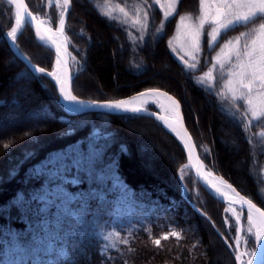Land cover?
<instances>
[{
  "label": "trees",
  "instance_id": "16d2710c",
  "mask_svg": "<svg viewBox=\"0 0 264 264\" xmlns=\"http://www.w3.org/2000/svg\"><path fill=\"white\" fill-rule=\"evenodd\" d=\"M25 2L35 12L34 3ZM100 3L71 0L66 20L87 40L79 88L96 102L167 92L180 102L194 141L211 151L203 155L207 168L264 210V120L241 127L234 103L168 61L155 36L136 58L159 72L131 69L119 47L127 51L128 42L98 13ZM4 12L0 4V115L23 117V123L0 133V264H235L215 232L223 235L217 206L195 203L202 217L188 204L191 198L180 196V144L150 119L65 113L51 82L33 74L7 44ZM30 36L25 27L17 39L18 52L28 58L29 47L43 49ZM158 50L163 56L156 58ZM149 143L158 144L168 167ZM124 239L128 243H120Z\"/></svg>",
  "mask_w": 264,
  "mask_h": 264
},
{
  "label": "snow or ice",
  "instance_id": "6c2138e0",
  "mask_svg": "<svg viewBox=\"0 0 264 264\" xmlns=\"http://www.w3.org/2000/svg\"><path fill=\"white\" fill-rule=\"evenodd\" d=\"M154 2L158 3L159 0H154ZM174 2L179 3V0H174ZM7 3L9 6L16 5L17 7L15 26H11L10 31L6 33V35L11 38L12 42L15 43L18 30L23 24H30L35 17L32 12L27 11L24 0H7ZM70 3L71 0H64V7L59 15L61 33L64 32L65 14L68 12ZM205 3L206 0H199L201 14L194 18L192 27L186 31L184 35V44L190 50L185 52V56H188L191 63L185 60L184 56H181L180 59L185 63L187 68L195 70L199 64L198 57L203 55L204 51L202 47V38H206L204 42H206L209 52L219 48V52H217L214 57H211V60L205 56V64L215 61V63H212V67L205 76L208 79H212L213 70L218 69L221 79H223L225 75L228 77L227 84L231 92L230 99L232 101H240L238 104L234 103L233 107L239 113V118L242 121L241 127L247 130V127H250L253 121L264 120V107H257L254 103V98L256 97L264 99V0H212L207 10L204 9ZM144 4L145 11L141 18L143 22L140 23L141 34L138 37L140 43H142L145 36L149 34L147 21L149 20V10L152 6L149 4V0H144ZM8 11L11 12V7H9ZM120 11L124 12V9L121 8ZM172 15H178V13H176L175 10L171 13H164L161 27L157 28L156 32L163 31L169 16ZM184 20L185 17L183 15L179 16L180 23H183ZM54 22L55 21H53V23ZM237 28H243L244 31H240L237 36L230 37L226 40L224 39V37L228 36L230 31L236 30ZM37 35H39V31H37ZM40 39L43 40L44 37L40 36ZM172 50L175 51V49ZM56 55L57 64H60L59 44L56 46ZM72 59L75 60V57ZM33 71L45 74V69L43 67L37 68L33 66ZM46 75L54 78L56 85H59V98H62L70 105H82L85 103V101L78 99L77 95H73L71 91L66 90L65 81L57 77L55 72H47ZM200 82L203 83V79H201ZM73 83L75 84V79ZM75 86L79 87V85ZM139 95L142 97H166L170 102L169 107H165L163 104L159 103L158 99H154L153 103L156 104L157 108L169 113V116L157 115L156 112H149L147 108L143 107H129L128 101L125 100L110 101L99 106L137 114L144 112L162 121L179 137L180 134L173 125L175 123H180L181 126H183L180 102L168 96L167 93H161L158 90H149ZM133 99H135V97ZM90 103L95 102L93 101ZM144 103H147V101H144ZM25 135H27V133ZM185 135H187L186 132ZM4 147L7 149L9 145L5 144ZM195 147L196 145L190 146L187 143L184 144V148L188 149L189 159H191L192 150ZM121 150L126 151V148L122 146ZM210 154V150H205V156ZM185 167H187V165H185ZM181 172H183V169H181ZM211 174L212 173L209 172V175ZM181 179H184L183 175H181ZM221 183L226 182L221 181ZM227 188L231 189L235 196L239 197L242 208L244 205L247 206L245 219L247 220L248 227L244 229L247 235L243 240V244H249L247 236L253 237L252 243L255 245V248H259L261 252L260 264H264V211L257 207L251 199L240 196V193L237 192L231 184H227ZM216 191L220 192V189L216 188ZM236 224H239V218ZM237 231H240V229L237 228ZM116 235L118 236L119 233L117 232ZM173 235H176V233H173ZM105 239L107 240L108 237L105 236ZM165 239H167V236H165ZM120 243L126 244L128 240H121ZM160 243L161 241L159 239L155 240L156 245H160ZM225 243L228 244L227 238L225 239ZM241 243V239L237 237L234 244H229V247H235L237 249L235 260L239 261V264H253L252 259H244V257L256 256L255 249L248 250V248H246L244 252H239L238 249Z\"/></svg>",
  "mask_w": 264,
  "mask_h": 264
},
{
  "label": "rangeland",
  "instance_id": "374dc122",
  "mask_svg": "<svg viewBox=\"0 0 264 264\" xmlns=\"http://www.w3.org/2000/svg\"><path fill=\"white\" fill-rule=\"evenodd\" d=\"M26 1V0H25ZM35 5V12L32 11L34 14H36L40 19L44 20L46 24H48L52 29H57L59 27V15L61 13L62 8L64 7V0H31ZM101 3L97 5L98 13L101 16L106 17L109 21L113 22L114 26L117 27L119 30L123 32L124 40L128 42L127 44V51L125 50L124 46L119 43L120 50L122 52H125L126 57L131 60L128 64L131 65L130 68L138 70L140 69L141 72L144 71L143 69H149L152 73H158V67L157 65H153L150 69L149 61L148 63L141 62L138 57L136 58V53L139 49L143 50V48L150 47L151 49V43L147 44V38L155 36L156 38H159V44L157 45V48L159 49L160 46H162L163 51L165 53V57L168 61L176 60L179 62V70L181 72L188 73L193 77V80L195 83L200 86L201 88H204L206 90L214 91L216 89L220 90L221 95L230 100L231 102L238 104L240 101H232L230 99L231 92L229 91V86L227 84L228 77L225 75L223 79L220 77V73L217 70H213L212 72V79H208L205 74L209 71V69L212 67V63H215V61H212L211 63L205 64V56H207L210 60L211 57H214L217 52H219V48H216L215 51L209 52L207 49V44L204 42L206 38H202V47H203V55L198 57L199 64L197 69L193 70L190 68H187L185 66V63L181 61L180 57L184 56L185 60H188L189 63L191 61L188 59V56H185V52L190 51L187 46L184 44V35L186 31H188L193 24V20L197 15L201 14V6L199 4V0H179V3L174 2V0H159L158 3H155L154 0H149V4H151V8L149 10V20L147 21L149 26V34L145 36V39L142 43L138 41V37L141 34L140 33V23L143 21L141 20L143 13L145 11V4L144 0H100ZM212 3V0H206V3L204 5V9L207 10L209 8V5ZM5 8L8 14L4 12L5 19L4 24L7 25V32L10 31V27L14 26L15 16L14 11L11 9V12L8 11L9 7L5 5L4 3L0 2ZM28 6V5H27ZM71 8V3L68 6ZM70 8L68 10V13L70 11ZM123 8L124 12H121L120 9ZM175 10L178 15H172L169 16L167 23L164 25L163 31L156 32V29L161 27V22L164 19V13L165 12H173ZM68 13L65 14V24H64V34L66 37V52L69 54V68L71 72V76L73 77V81L75 77H77L76 83L73 82V88L75 95H77L78 99H81L87 103L93 102L92 99L96 98L95 94L88 91V89H83L76 87L75 85H79L80 80L84 76V69L86 68L85 65V54L86 50L83 47H86V44L84 45V39L85 37L81 33V31L73 30V27L71 25H66V20L68 17ZM183 15L185 17V20L183 23H180L179 16ZM53 21H55L53 23ZM27 29H29L30 34L33 38V41L37 44V40L34 37L33 30L27 25ZM240 31H244L243 28H237L236 30L230 31L228 33V36L224 37V39H228L233 36L239 35ZM6 32V33H7ZM7 36V35H6ZM30 36V37H31ZM29 35L26 34L22 39V45L27 46V39ZM85 41H87L85 39ZM171 42V44H170ZM147 45V46H146ZM41 46V45H39ZM43 47V46H41ZM16 48H17V41H16ZM45 49V50H44ZM172 49H175L173 51ZM46 51H49L47 48L43 47L42 50L36 49L34 46L29 47L30 57L33 60H36L38 63L43 64L47 66L50 70L46 72H51L53 64H54V57L53 55L48 54ZM50 52V51H49ZM51 53V52H50ZM22 55V54H21ZM156 58L162 57L163 54L156 52ZM24 56V55H23ZM29 62L28 57L24 56ZM75 57V60L72 58ZM32 63V62H31ZM33 64V63H32ZM36 66V65H35ZM151 66V64H150ZM45 77V76H44ZM46 78V77H45ZM201 79H203V83H201ZM49 80V79H48ZM50 81V80H49ZM51 82V81H50ZM52 84V83H51ZM234 87V85H233ZM53 90L55 92V89L53 87ZM182 90V89H181ZM161 91V90H160ZM143 92V91H142ZM162 92V91H161ZM164 92V91H163ZM140 93V92H139ZM167 93V92H164ZM57 94V93H56ZM138 94V93H137ZM168 94V93H167ZM83 95V96H82ZM89 95L91 97H89ZM136 95V94H134ZM132 95V96H134ZM170 95V94H169ZM82 97V98H81ZM85 97V99H83ZM99 97V96H98ZM131 97V96H130ZM173 97V96H172ZM115 100L114 98H110L109 100L105 101H112ZM176 100V99H175ZM178 101V100H177ZM58 102V98H57ZM96 102V101H94ZM97 102H103V101H97ZM254 103L257 107H264V99L260 97L254 98ZM59 105V104H58ZM62 109L63 107L59 105ZM190 109L193 110H199V106L195 108L193 105L189 106ZM64 111V110H63ZM87 114V113H84ZM82 115V114H79ZM78 116V115H77ZM183 116V113H182ZM5 118L4 116L0 115V133L2 131H6V129L10 125H20V123H23V117L19 118ZM183 120L185 122L184 116ZM25 121V120H24ZM154 122V121H153ZM158 126H160L157 122H155ZM192 124L193 132H194V124ZM186 125V124H185ZM161 127V126H160ZM162 128V127H161ZM189 131V130H188ZM139 133L140 136L143 137V133ZM190 133V132H189ZM191 134V133H190ZM198 140H200L198 138ZM195 142V141H194ZM196 147L198 149V152L201 156V158L204 160L203 155H205V150H208L206 145H201V143L195 142ZM150 146H152L155 151L157 152L155 155L158 156L157 159L165 161V156L160 148H158V144H152L149 143ZM156 156V157H157ZM164 157V158H163ZM178 157V156H177ZM182 164L180 163V159L178 157V161L175 163L176 168V181L179 185L180 189V196L184 197L187 201L188 198H191L194 202L188 201V204H192L196 207V209L200 212L198 213L201 215V209L197 206H206L207 202H210L217 206L218 210H215L217 215H219L220 223H221V229L223 231L224 238L228 239V244H226L224 241V245L229 250L230 254L233 256V259L235 261V264H238L239 262L235 260V256L237 254V249L235 247H229V244H234L235 239L237 238V225L235 221L224 211V208L217 205L213 201L209 200L204 192L201 190L199 185L196 183V180L193 176L192 171L188 170L185 175L183 176L184 179L180 180L179 173L181 169H184L185 164L187 162L186 156L183 159L181 157ZM168 163V162H167ZM164 162V164L168 167V164ZM174 165V164H173ZM206 165V164H205ZM208 169V168H207ZM210 170V169H209ZM212 171V170H210ZM213 172V171H212ZM215 174V172H213ZM217 176V175H216ZM220 177V176H219ZM222 178V177H220ZM223 179V178H222ZM224 180V179H223ZM184 189V193H183ZM184 195V196H183ZM197 205H196V204ZM192 208V207H191ZM193 209V208H192ZM194 210V209H193ZM248 227L246 219L243 221V230H242V236H241V245L239 246L238 251L244 252L246 248L248 250L255 249V245L252 243V240L254 239L251 236H247V239L249 240V244L245 245L243 244V240L246 237V232L244 229ZM170 235H173V233H169ZM168 236V235H165ZM163 236V238H165ZM174 237H177L176 235H173ZM250 257H248L249 259ZM222 264H225L223 260H220Z\"/></svg>",
  "mask_w": 264,
  "mask_h": 264
},
{
  "label": "water",
  "instance_id": "95a60500",
  "mask_svg": "<svg viewBox=\"0 0 264 264\" xmlns=\"http://www.w3.org/2000/svg\"><path fill=\"white\" fill-rule=\"evenodd\" d=\"M0 2L4 3L5 5H7L8 7H11V9L15 12L17 11V7L16 5H11L9 6L8 3H7V0H0ZM24 4L25 6L27 7V11L29 12H32L27 4L25 3L24 1ZM70 7H68V10H69ZM68 13V12H67ZM66 13V14H67ZM33 16L35 17L34 20L31 21L30 24H27L25 23L21 29V31L17 34V38L20 36V34L23 32L24 28L26 25H28L34 32V36L35 38L37 37V31H39V33L41 34V36L44 37V41L43 42H39V40L36 38L38 44H40L41 46L47 48L51 54L53 55L54 57V60L57 58V55H56V44L54 43V39L52 38L51 34L44 28V26L42 25V20L32 12ZM6 42L7 44L9 45V47L11 48V50L16 54V56L22 60V62L26 65V67L31 71L33 72L34 74H40V73H37V72H34L33 71V66H35L34 64H32L31 62H29L28 60H26L16 49V42L13 43L12 41H10V38L8 36H6ZM66 49V47H65ZM67 50V49H66ZM66 52V51H65ZM37 67V66H35ZM38 68V67H37ZM51 72H54V65L52 67V70ZM46 71H45V74H42L44 75L46 78H48L55 90H56V93L58 95V103L63 107V110L71 115V116H77L79 114H84V113H99V114H108V115H117V116H125V117H139V118H146V119H150V120H153L154 122H157L158 124H160L163 129L168 132L171 136H173L177 141L178 143L182 146L184 152H185V155H186V160L187 162L189 161V158H188V149H185L184 148V144L177 138L175 137L171 132H169L164 126H163V122L156 119V117L154 116H149L147 115L146 113L144 112H141V113H132V112H125V111H122V110H117V109H112V108H108V107H102V106H99V105H102L104 103H107V102H110V101H103V102H95V103H88V106L86 107H81V108H77L75 105H70L68 104L67 102H65L62 98H59V86L56 85V82H55V79L52 78V77H48L46 75ZM65 75H66V81H67V86H68V89L69 91L72 92L73 95H75V92H74V88H73V77L71 76V72H70V68H69V65H65ZM149 90L147 91H144L142 93H146L148 92ZM159 91V90H158ZM161 92V91H159ZM161 93H164V92H161ZM168 96H170L169 94H167ZM172 97V96H171ZM175 99V98H174ZM119 100H129L128 98L126 99H119ZM112 101H118V100H112ZM130 107V106H129ZM148 109V108H147ZM182 109L180 108V112H181V115H182ZM149 112H156L157 115H160V116H168L167 114H164L162 112H160L155 106H154V109H148ZM183 117V116H182ZM171 119V117H170ZM181 130V133H182V136H183V141L184 143H187L189 144L190 146L191 145H196L191 134L189 133L186 125H185V122L183 120V126H181L180 123H175ZM185 132L187 133V135H185ZM191 158H192V161H193V167L194 169L192 170V173H193V176L196 180V183L199 185V187L201 188V190L204 192V194L206 195V197L213 201L214 203H216L217 205L223 207L224 209L226 207H231V208H235L237 210H241V211H246L247 210V206L244 205L243 208L241 207V201L239 200V197L235 196V194L232 192V195L231 196H228V197H223V196H220V195H216L214 194L213 192H211L209 186L207 185L206 181L203 179L202 175H201V172L200 170L203 169V168H206V165L205 163L203 162V159L201 158L199 152H198V149L197 147H195L193 150H192V155H191ZM203 165V166H201ZM198 169H199V174H198ZM222 179V178H221ZM223 180V179H222ZM224 181V180H223ZM226 182V181H224ZM226 184H229L228 182H226ZM184 196V195H183ZM240 196H243L242 194H240ZM245 197V196H244ZM246 199H248L247 197H245ZM234 201V202H232ZM254 203V202H253ZM255 204V203H254ZM190 206L195 210L197 211L198 213H200L196 207L192 204H190ZM257 206V205H256ZM259 207V206H257ZM260 208V207H259ZM261 209V208H260ZM262 210V209H261ZM264 211V210H262ZM202 216H204L202 213H201ZM215 232L217 233V235L219 236V238L225 242V238L224 236L217 230H215ZM255 251H256V256L254 257H250L249 259H252L253 261V264L257 263L259 260H260V255H261V252H260V249L259 248H255ZM239 264V263H238Z\"/></svg>",
  "mask_w": 264,
  "mask_h": 264
},
{
  "label": "bare ground",
  "instance_id": "6f19581e",
  "mask_svg": "<svg viewBox=\"0 0 264 264\" xmlns=\"http://www.w3.org/2000/svg\"><path fill=\"white\" fill-rule=\"evenodd\" d=\"M16 13H17V11L14 12L15 19H16ZM41 23L44 26V28L51 34L52 38L54 39V42H55L56 46H57V44L60 45V59H61V63L57 64V58L54 60V64H53L54 65V72L56 73L57 77H59L61 80L65 81L66 90H69L68 86H67L66 75H65V65L66 66L69 65V54L67 52H65V47H66V44H67L66 43L65 34H64V32L63 33L60 32V25H59V27L57 29H52L48 24H46V22L44 20H42ZM14 26H15V21H14ZM22 27L18 30L17 34L21 31ZM40 36H41V34L39 33V35H37L36 38L39 40V42H43L45 39L41 40ZM10 41H12L11 38H10ZM65 62H66V64H65ZM134 97H135V99H133ZM128 99L129 100H127V101H128V104H129L130 107L149 108L150 106H155L157 108L156 104L153 103L154 99H158V102L163 104L165 107H169L170 106V102L164 96H160L159 98H157L155 96L142 97L139 94L138 95L136 94L134 96H131ZM144 101H147V103H144ZM75 106L77 108L86 107V106H88V103L85 102L82 105H75ZM157 109L160 112H162L164 114H167L169 116V113H167V112H165V111H163V110H161L159 108H157ZM163 126L169 132H171L175 137H177L183 144H185L184 141H183V136H182L181 130L176 124H174L173 126L176 128L177 132H179V134H180L179 137L175 133H173L164 123H163ZM187 153H188V151H187ZM188 158H189V154H188ZM185 165H187V167H184L183 172L180 171V173H179L180 180H182L181 179V175L184 176L185 173L188 170L192 171L194 169V167H193L194 164H193L192 158L189 159V161L186 162ZM200 172H201V175H202L203 179L206 181L207 185L209 186L211 192H213L216 195L223 196V197H228V196L232 195L231 189L227 188V184L226 183H221V181H223V180L219 176H216L213 172H211L210 170H208L206 168L201 169ZM209 172H211L212 174L209 175ZM216 188H219L220 192H217ZM224 211L227 214H229V216L235 221V223H236L237 219L239 218V224H236L237 228L240 229V231H237V237H239L241 239L242 230H243L242 229L243 228V221H244V219L246 217L247 210L246 211H241V210H237L235 208L226 207L224 209ZM239 252H241V251H239ZM244 259H248V257L245 256ZM255 264H260V260L257 263H255Z\"/></svg>",
  "mask_w": 264,
  "mask_h": 264
}]
</instances>
